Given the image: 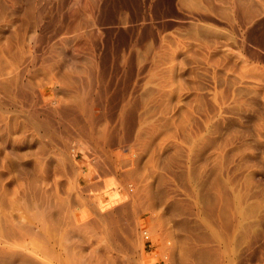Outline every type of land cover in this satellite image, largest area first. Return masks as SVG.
<instances>
[{
	"label": "rangeland",
	"instance_id": "obj_1",
	"mask_svg": "<svg viewBox=\"0 0 264 264\" xmlns=\"http://www.w3.org/2000/svg\"><path fill=\"white\" fill-rule=\"evenodd\" d=\"M0 264H264V0H0Z\"/></svg>",
	"mask_w": 264,
	"mask_h": 264
}]
</instances>
